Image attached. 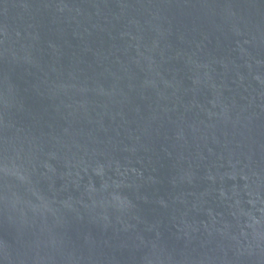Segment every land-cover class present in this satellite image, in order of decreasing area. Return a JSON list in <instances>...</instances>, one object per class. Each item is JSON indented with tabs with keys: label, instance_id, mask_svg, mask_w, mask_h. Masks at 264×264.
Returning <instances> with one entry per match:
<instances>
[{
	"label": "water",
	"instance_id": "water-1",
	"mask_svg": "<svg viewBox=\"0 0 264 264\" xmlns=\"http://www.w3.org/2000/svg\"><path fill=\"white\" fill-rule=\"evenodd\" d=\"M0 264H264V0H0Z\"/></svg>",
	"mask_w": 264,
	"mask_h": 264
}]
</instances>
